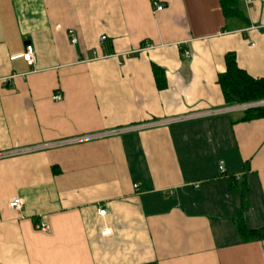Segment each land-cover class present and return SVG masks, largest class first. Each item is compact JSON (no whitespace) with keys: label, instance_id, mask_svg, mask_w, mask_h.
Wrapping results in <instances>:
<instances>
[{"label":"crops","instance_id":"crops-1","mask_svg":"<svg viewBox=\"0 0 264 264\" xmlns=\"http://www.w3.org/2000/svg\"><path fill=\"white\" fill-rule=\"evenodd\" d=\"M239 6L0 0V264H264L235 226L244 200L264 227V117L217 81L227 52L264 77V0Z\"/></svg>","mask_w":264,"mask_h":264},{"label":"trees","instance_id":"trees-1","mask_svg":"<svg viewBox=\"0 0 264 264\" xmlns=\"http://www.w3.org/2000/svg\"><path fill=\"white\" fill-rule=\"evenodd\" d=\"M220 6L225 18H242L245 16L239 6L240 0H219ZM225 71L218 75V84L223 93L225 104L235 105L252 101L264 100V77L253 78L244 70L238 67L233 52H227L224 55ZM153 75L158 87L165 86L163 71L160 67L153 65ZM264 117V106H258L243 110L239 120L247 121L255 118ZM242 195L246 192L245 182L241 179ZM243 200L242 209L237 213L235 222L237 233L244 242L251 240L264 239V227L258 229H248L243 219V209L245 207Z\"/></svg>","mask_w":264,"mask_h":264},{"label":"built area","instance_id":"built-area-1","mask_svg":"<svg viewBox=\"0 0 264 264\" xmlns=\"http://www.w3.org/2000/svg\"><path fill=\"white\" fill-rule=\"evenodd\" d=\"M241 1L246 6L251 2V0H241ZM156 9L161 10L162 6L158 4V5H156ZM69 34L72 35L73 31L69 30ZM71 41L74 43L76 41V38L74 36H72ZM186 55L189 56L187 53H186ZM13 57H15V56H13ZM20 57L23 58V60L27 63V65H33L35 63V58L33 55L32 46L30 44L25 46V50L20 54ZM52 98H53V100L59 101L61 99V95L58 92H56L55 94H53ZM258 106H264V100L231 105L230 110H242L243 111V110H246L248 108H253V107H258ZM18 152H14L13 154H16ZM218 168L221 172L224 171V167H223L222 162H219ZM134 187L136 188L137 184H135ZM22 205H23V200L21 198H15L8 203V206L15 209V210H20ZM104 212H105L104 209H99V211H98V213L101 215L104 214ZM36 228L38 230L44 232V231H48L49 226H48L47 222H45L44 220H41L38 224H36ZM106 233H107V231L102 232V234H106Z\"/></svg>","mask_w":264,"mask_h":264}]
</instances>
